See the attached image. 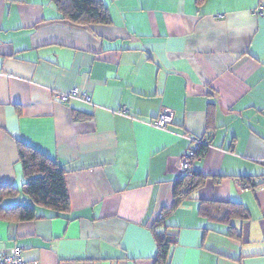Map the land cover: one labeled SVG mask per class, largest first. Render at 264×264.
Listing matches in <instances>:
<instances>
[{
	"label": "crops",
	"instance_id": "0c3cea01",
	"mask_svg": "<svg viewBox=\"0 0 264 264\" xmlns=\"http://www.w3.org/2000/svg\"><path fill=\"white\" fill-rule=\"evenodd\" d=\"M102 2L108 25L71 23L50 0H0V185L19 190L2 205L27 202L18 141L63 167L70 202L0 218V251L155 264L164 232L165 264H264V0ZM73 87L91 102L56 99ZM163 109L165 130L150 124ZM192 137L210 146L190 169L211 177L158 221ZM203 200L239 202L249 218L202 215Z\"/></svg>",
	"mask_w": 264,
	"mask_h": 264
},
{
	"label": "trees",
	"instance_id": "16d2710c",
	"mask_svg": "<svg viewBox=\"0 0 264 264\" xmlns=\"http://www.w3.org/2000/svg\"><path fill=\"white\" fill-rule=\"evenodd\" d=\"M65 20L79 25L101 24L108 25L111 18L107 7L102 0H50ZM200 5L202 0H195ZM205 148L200 149L197 155L203 154ZM18 162L21 165L24 182L22 192L26 203H15L9 207L2 205L3 200L18 195L19 190L13 185H0V218L13 219L16 222L33 220L35 206L51 209L56 214L69 211L70 202L65 184V170L57 162L40 151L18 141ZM211 176L190 168L183 172L175 181L173 201L169 207L163 208L160 219L167 216L180 203L188 198L196 188L201 186ZM214 179L221 176H213ZM256 179V178H255ZM255 179H245L249 187L258 185ZM243 181V180H242ZM199 211L202 215L228 222L231 219L247 220V208L239 202H208L201 201ZM234 235V231L231 232ZM157 255L155 264H165L172 239L164 232L155 234Z\"/></svg>",
	"mask_w": 264,
	"mask_h": 264
},
{
	"label": "built area",
	"instance_id": "2783aa9c",
	"mask_svg": "<svg viewBox=\"0 0 264 264\" xmlns=\"http://www.w3.org/2000/svg\"><path fill=\"white\" fill-rule=\"evenodd\" d=\"M257 14L264 13V6L260 5L257 10ZM56 99L62 103H67L70 99H76L83 102H91V97L88 93L81 91L78 87H73L67 92L56 93ZM121 114H126V110L123 108L120 110ZM173 112L168 109H163L158 116H156L150 124L158 129L165 130L168 125L171 124ZM210 146L208 138L205 137H192L190 138V147L181 158V168L183 172L191 168L194 160L197 158V152L202 148ZM255 182H258L256 179ZM247 184L243 185L244 190H248ZM0 264H38V262L26 261L19 247H13L8 251H0Z\"/></svg>",
	"mask_w": 264,
	"mask_h": 264
}]
</instances>
